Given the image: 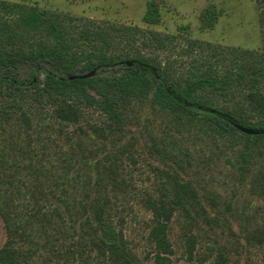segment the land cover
<instances>
[{
  "label": "trees",
  "instance_id": "1",
  "mask_svg": "<svg viewBox=\"0 0 264 264\" xmlns=\"http://www.w3.org/2000/svg\"><path fill=\"white\" fill-rule=\"evenodd\" d=\"M218 16V10L209 6L200 17L204 27H213ZM80 20L37 4L0 3V215L7 232L0 264H33L43 249L57 258L54 264L70 254L85 264H139L118 226L124 219H115L117 202L131 184L120 175L117 162L94 161L93 148L79 157L69 145L90 108L106 118L110 132H122L134 103L148 101L173 121L199 123L234 140L232 147L248 160L243 173L253 171L264 198V164L257 155H264V54L248 78L242 66L223 77L210 66L180 79L170 65L140 49L137 42L146 44L148 39L161 49L173 36L153 29L145 35L133 24ZM144 21H161L157 1L147 2ZM230 88L244 91L241 104L220 105L207 97ZM46 116L52 122L45 124ZM89 127L104 135V127ZM175 163L178 166L168 171L170 179L159 184L160 194L142 197V205L153 216L148 239L156 264H174L170 223L176 211L196 222L194 213L202 216L200 208L206 213L193 180L182 176L181 164ZM71 185L81 188L82 197L69 191ZM196 241L195 235L186 238L190 256ZM220 261L224 264L226 255L221 253Z\"/></svg>",
  "mask_w": 264,
  "mask_h": 264
},
{
  "label": "rangeland",
  "instance_id": "2",
  "mask_svg": "<svg viewBox=\"0 0 264 264\" xmlns=\"http://www.w3.org/2000/svg\"><path fill=\"white\" fill-rule=\"evenodd\" d=\"M13 1L65 11L79 17L80 22L133 24L145 35L153 29L173 36L161 49L152 46L148 39L146 44L141 39L137 42L140 49L170 65L172 74L180 79L210 66L217 77L236 73L237 67L242 66L248 78L251 67L263 61L264 0H155L161 12V21L157 24L144 21L149 0H0V3ZM209 6L215 7L219 16L213 27H204L200 16ZM207 97L220 105L236 106L242 103L245 93L242 89L230 88L222 94L208 93ZM86 112L82 130L74 133L69 145L78 150L79 157H83L87 148H93L90 156L94 161L100 160L102 165L117 162L120 175L131 184L129 194L117 202L115 219L120 216L124 219L123 223L118 221V226H122L139 264H156L153 245L148 239L153 216L142 205V197L160 194L159 184L170 179L168 171L178 166L176 160L182 166L178 167L180 174L191 178L200 192V207L206 213L201 208L202 216L194 213L199 220L196 222L184 211H176L170 223L174 264H221V253L227 257L224 264H264V234H261L264 198L253 171L243 173L242 165L248 160L232 147L234 140L222 138L199 123L173 121L148 101L134 103L122 132H110L100 112L92 108ZM44 122L48 124L52 120L46 116ZM89 125L104 127V135L96 134ZM158 149L164 151L159 153ZM257 155L264 164V155ZM69 191L78 198L83 195L78 186H69ZM29 203L32 209L33 202ZM253 232L255 238H251ZM189 235L197 238L192 256L187 252ZM6 240L7 232L0 215V249ZM62 254L68 256L65 252ZM70 256L58 264H85ZM55 262L57 258L43 249L32 263Z\"/></svg>",
  "mask_w": 264,
  "mask_h": 264
},
{
  "label": "water",
  "instance_id": "3",
  "mask_svg": "<svg viewBox=\"0 0 264 264\" xmlns=\"http://www.w3.org/2000/svg\"><path fill=\"white\" fill-rule=\"evenodd\" d=\"M241 130H243L244 132H247V133H255L257 131L253 130V129H249V128H246V127H240Z\"/></svg>",
  "mask_w": 264,
  "mask_h": 264
}]
</instances>
